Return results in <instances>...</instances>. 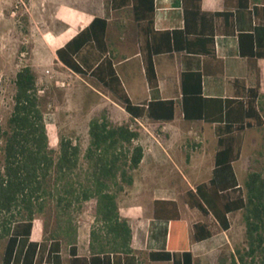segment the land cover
<instances>
[{"label": "trees", "instance_id": "obj_1", "mask_svg": "<svg viewBox=\"0 0 264 264\" xmlns=\"http://www.w3.org/2000/svg\"><path fill=\"white\" fill-rule=\"evenodd\" d=\"M182 1L184 29L156 31L155 0H107L114 11L131 9L141 39L146 79L154 92L159 87L156 57L186 53L215 59L216 19L233 16L205 9L206 0ZM238 2V12L247 11L252 21L260 18L253 32L240 34L241 55L257 70V61L264 58V7L255 6L250 11L249 0ZM108 30V19L97 16L56 52L58 61L68 70L96 80L130 116V123L122 126L111 124L106 115L92 120L91 142L85 155L91 165L86 183L78 180L81 147L66 137H61L58 153L50 147L47 102L38 87L37 74L30 66L17 73L13 113L6 128L0 125V242L6 243L2 264H64L61 253L65 242L71 246L70 264H123L121 255H127L125 264H137L134 257L128 256L133 253L132 229L121 217L119 198L134 185V173L145 156L139 143L143 136L139 121H173L177 103L161 99L145 105L132 102L117 72ZM204 75L200 69L183 73L181 107L186 121L221 124L217 129L219 150L212 179L188 191L185 201L205 217L214 218L223 232L231 229V215L245 211L248 248L238 250L231 258H222L219 264H264V173H251L244 191L233 166L241 158L242 134L264 127L258 109L260 91L258 87L247 89L245 99L205 98ZM93 199L97 200L100 225L93 229L92 239L98 249L92 245L95 253L87 259L78 256L73 213L82 211L84 204ZM52 204L57 211V228L49 243L34 242L35 221ZM155 217L170 222L173 229L177 226L178 237L175 245L171 240L170 250L151 253V261L195 264L177 203L156 202ZM214 236L210 223L195 224L197 242Z\"/></svg>", "mask_w": 264, "mask_h": 264}, {"label": "rangeland", "instance_id": "obj_2", "mask_svg": "<svg viewBox=\"0 0 264 264\" xmlns=\"http://www.w3.org/2000/svg\"><path fill=\"white\" fill-rule=\"evenodd\" d=\"M111 22L108 43L114 49L115 61L118 63L124 55L138 51L136 28L130 8L115 12L108 6L107 0H0V125L7 127V122L13 113L16 94V76L24 67L30 66L38 77V87L46 99V119L50 147L59 152L61 137L71 139L82 149L81 165L78 171L83 183L87 182L91 165L85 159L90 147V124L93 119L106 115L114 126L130 123V116L118 103L115 97L96 80L90 77L76 75L58 61L56 52L67 44L79 31L86 28L92 17H104ZM120 15V16H119ZM85 17L86 21L81 22ZM120 23L124 28H119ZM159 64L165 65L168 57L158 59ZM141 66V65H140ZM124 85L135 104L144 98H149L144 74H139L137 62L126 65L129 75L124 76L123 67H118ZM243 72V71H242ZM213 82L207 79L206 84ZM182 116L179 109L176 121ZM148 119L140 120L143 129V141L148 151L154 145L162 149L169 142L163 131L165 128H148ZM191 136L186 140H191ZM201 142V139L199 140ZM209 141V151L213 150ZM186 144L183 151H192V146ZM203 146H200V150ZM196 151V146H194ZM213 157V161H214ZM239 182L245 186L251 173H264V128L249 129L242 136L241 159L235 164ZM212 176V175H211ZM97 200L93 199L84 204L82 211L73 213L74 226L79 231L90 224H96ZM199 215L198 211L187 210L181 205V212ZM191 212V213H190ZM232 229L222 233L214 226L219 235L214 242V251L197 259L196 264H219L222 258H231L238 250H246L247 225L246 212L234 214L231 217ZM57 228V211L50 205L46 213L35 221L34 239L49 243ZM192 232V230H191ZM210 242L199 246L209 247ZM5 242H0V264L5 250ZM67 243L64 248L67 250ZM260 256V255H259ZM251 263V259H248ZM169 264V263H166Z\"/></svg>", "mask_w": 264, "mask_h": 264}, {"label": "crops", "instance_id": "obj_3", "mask_svg": "<svg viewBox=\"0 0 264 264\" xmlns=\"http://www.w3.org/2000/svg\"><path fill=\"white\" fill-rule=\"evenodd\" d=\"M238 1H204L203 5L205 9L208 8L215 12L233 14L232 17H228L227 19L223 16L216 19L213 47L215 59L194 57L186 53H174L156 57L154 63L159 85L158 91L156 92L150 89L146 79L143 57L140 50L141 39L134 19L136 42L139 50L130 55H124L118 63L115 61L116 69L123 67L124 76H128L130 73L126 65L133 61L137 62L139 74L145 75L150 97L142 99L138 105H145L152 99L175 100L177 103L176 112L179 109L182 111V116H180L178 121H176V112L175 119L170 122H155L145 118L149 120V124L144 129L148 130V128H160L163 126L165 128L163 133L167 137L169 136V142L162 145L163 151L159 146L154 144L151 147L152 150L148 151L146 146L141 144L145 149V156L139 169L134 173V185L126 188L125 193L119 198L121 217L128 221L132 229L133 239L131 248L133 249V253L128 256L134 257L137 264H173V262L151 261L150 259L151 253L170 250L171 240L175 245L178 237L177 232H175V228H178L177 226L173 229L170 222L155 217V206L158 201H172L177 203L181 215V222L186 226L188 247L194 256L195 264L199 257L205 254L209 255L214 251V242L219 235L228 233L232 229L231 217L233 215L230 216V231H221L222 233L219 235L215 233L212 239L203 242H197L194 238L195 224L208 222L212 225L213 230L214 226H218L214 222V218L205 217L199 210L190 208L185 201V195L188 191H195L197 186L203 183H209L212 179L216 154L219 150L217 129L221 124H212L205 121H186L181 107V99L183 73L189 70L197 71L200 69L205 72L203 79V95L205 98L222 100L245 99L247 89L258 87L260 91L258 109L264 120V58L257 61L256 70L251 68L248 58L243 57L240 50V34L253 32V28L260 23V18L252 21L247 11L238 12ZM255 6L264 7V0H249V10H253ZM155 9L156 31L184 29L185 18L182 0H155ZM104 18H107L109 22V36L111 22L115 20L109 19L106 15H104ZM93 19L92 17L91 22ZM84 21H86L85 17L82 18L81 22ZM117 26L121 29L124 28L120 23ZM111 50L114 52V49L111 48ZM161 57H168V62L165 65L159 64L158 59ZM207 79L213 82L206 84ZM190 136L192 139L188 142L189 140L186 139ZM200 139L201 142L199 141ZM211 139L213 142L215 140L216 144L213 143V150L209 151V141ZM184 144H186V149L188 145H191L192 151H183L182 147ZM194 146H196V151L193 150ZM200 146H203L201 150L199 149ZM213 157H215L214 161ZM235 164L233 165L234 170ZM235 174L237 176L236 171ZM238 183L245 191L246 185L243 186L239 182V179ZM181 205L192 212L198 211L199 215H194L191 212L189 214L188 211L182 213ZM99 225L97 220L96 224H90L87 228L77 230L76 246L79 257L90 259L95 253L92 250V245L96 247V250L98 249V244L93 242L92 231ZM32 240L42 243L38 239H34V233ZM210 241L212 243L209 247L199 246ZM64 245L65 243H63L61 253L63 262L64 264H70L71 246L67 244L68 247L66 250ZM121 256L123 258V264H125L124 260L127 255Z\"/></svg>", "mask_w": 264, "mask_h": 264}]
</instances>
